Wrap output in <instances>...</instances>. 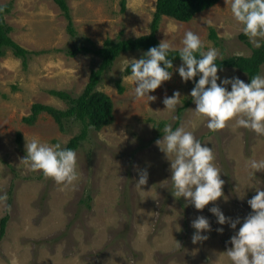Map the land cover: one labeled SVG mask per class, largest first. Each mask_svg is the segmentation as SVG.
Returning a JSON list of instances; mask_svg holds the SVG:
<instances>
[{"label": "rangeland", "instance_id": "rangeland-1", "mask_svg": "<svg viewBox=\"0 0 264 264\" xmlns=\"http://www.w3.org/2000/svg\"><path fill=\"white\" fill-rule=\"evenodd\" d=\"M8 3L13 4L6 15L14 28L12 37L34 53L27 66L12 50L0 57V194L7 193L11 206L5 212L0 204V224L9 215L6 233L0 238V264H231L226 254L231 245L225 242L236 230L216 223L208 211L213 202L196 210L160 187L164 183L171 189V173L170 162L156 141L166 125L174 127L181 117L177 127L193 132L214 150L215 164L225 181L223 196L215 205L243 222L252 211L247 200L257 189L264 190V172L252 176L247 166L250 160L264 159V136L238 127L235 119L219 131H210L207 121L195 113L189 95L194 83L183 82L176 71L182 62L174 65L171 80L150 93L157 99L148 102L147 97L135 98V83L126 73L144 51L126 52L116 59L98 87L111 96L115 120L101 130L87 131L76 149L78 179L72 185L57 184L22 161L26 142L33 138L50 146H67L83 129L80 122L67 123L68 130L62 131L48 112H42L35 124L24 121L35 103L66 110V101L51 90L81 95L92 69L101 62L94 53L71 56L66 50L77 44L101 48L108 38L150 33L157 0H126L125 9L123 0H68L76 36L55 0H0V4ZM209 20L221 38L219 44L210 35ZM242 28L230 4L220 0L189 22L164 17L158 38L180 49L184 33L192 31L204 42L205 51L215 47L222 59L250 56L255 47ZM222 69L218 71L222 78L239 77L250 83L241 69ZM259 74L264 75V64ZM174 91L181 96L173 112L164 109L162 101ZM20 132L23 150L18 143ZM136 168L149 173L148 183L141 188L136 185ZM199 215L209 218L213 230L208 240L194 245L191 221ZM218 227L224 228L222 234L215 231Z\"/></svg>", "mask_w": 264, "mask_h": 264}, {"label": "clouds", "instance_id": "clouds-1", "mask_svg": "<svg viewBox=\"0 0 264 264\" xmlns=\"http://www.w3.org/2000/svg\"><path fill=\"white\" fill-rule=\"evenodd\" d=\"M226 4H230L234 20L243 25V34L252 46H264V0H226ZM206 23L208 27H215L210 20ZM182 45L178 50L182 63L176 71L183 82L194 83L189 95L195 104V113L207 121L206 127L216 132L235 119L238 127L264 136V75L251 77L250 83H245L239 77L222 78L218 75V71L223 69L216 63L222 59L217 48L209 47L205 51L204 42L192 31L184 33ZM176 51L169 42L162 40L144 52L140 59H134L130 69L131 79L135 83V98L147 97L148 102L157 99L150 93L172 79L173 72L170 70L173 69V61L168 57H175L171 53ZM180 96L179 91L165 96L162 101L164 109L174 112L180 103ZM163 133L156 144L170 162L171 189L164 183L160 187L167 188L177 200L183 198L186 205H192L196 210L202 211L213 202L208 211L216 217V223L221 226L227 224L236 230L225 242L231 245L226 250L231 264H264V190L257 189L256 194L247 200L252 211L243 218V222L240 217L226 216L214 203L223 196L225 181L215 164L212 147L183 126L173 129L168 124L163 128ZM25 150L26 156L22 161L30 170L40 171L57 184L66 186L78 179L76 150L61 143L50 146L37 138L26 142ZM247 166L250 174L255 176L256 172H264V159L250 160ZM136 170L139 174L136 185L141 188L148 183L149 173L147 169ZM7 199V193L0 194V204L4 205L5 212H10ZM237 225H240L238 230ZM191 227L195 230L191 237L194 245L208 240V234L213 230L209 218L204 215L193 219ZM215 231L222 234L224 228L218 227ZM180 247L178 243L177 248Z\"/></svg>", "mask_w": 264, "mask_h": 264}, {"label": "trees", "instance_id": "trees-1", "mask_svg": "<svg viewBox=\"0 0 264 264\" xmlns=\"http://www.w3.org/2000/svg\"><path fill=\"white\" fill-rule=\"evenodd\" d=\"M220 0H157L154 18L151 24V32L139 37L112 39L108 38L101 48H96L91 45H74L70 47L67 53L71 56H77L80 52L94 53L101 58L99 66L91 71L90 80L83 93L79 96H73L70 92L61 90H51V93L68 104L66 110L56 108L51 105L35 103L32 106V113L24 117V121L28 124H35L39 115L42 112H48L58 122L62 131L68 130L67 123H82L83 129L80 134L74 136L67 144V148L76 150L87 137V131L90 128L101 130L102 128L111 125L115 120L114 102L110 95L100 90L98 87L103 80V76L114 65L116 59L123 53L131 51L146 52L150 47L157 46L160 43L158 38V30L164 17H172L182 22L191 21L198 13L203 12L215 6ZM63 12V15L69 21L68 29L76 36L77 32L74 28L73 16L71 14L68 0H55ZM126 0H123V9H125ZM0 57L6 55L8 50H12L14 55L22 58L24 65L27 66L29 56L33 51L23 47L13 37V26L9 24L6 15L12 11L13 4H0ZM211 37L219 44L221 38L217 35L216 29L211 28ZM245 36V35H244ZM169 56L174 65L179 61L178 50ZM37 53V52H36ZM216 63L222 67H237L251 77L260 73L261 66L264 64V46L254 48L250 56L232 55L223 59H218ZM172 70V69H171ZM170 70V71H171ZM127 74H131L130 65L126 69ZM197 77L196 79H198ZM117 85L121 93L125 91L121 81H117ZM187 105H189L187 103ZM184 108H180L182 113ZM181 117L174 125L173 129L180 124ZM18 143L23 150V135L20 132ZM26 152L25 150H23ZM9 215L4 216L0 224V238H2L7 229Z\"/></svg>", "mask_w": 264, "mask_h": 264}]
</instances>
